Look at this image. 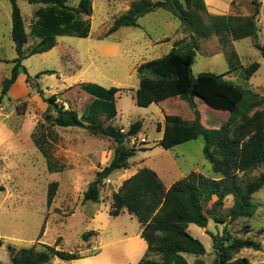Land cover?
Instances as JSON below:
<instances>
[{"label": "rangeland", "instance_id": "obj_1", "mask_svg": "<svg viewBox=\"0 0 264 264\" xmlns=\"http://www.w3.org/2000/svg\"><path fill=\"white\" fill-rule=\"evenodd\" d=\"M66 1L69 6L75 7L80 0ZM89 1L91 12L83 14V18H88L91 23L89 36L59 37L57 45L50 51L27 57L22 65L31 79L20 73L23 82L13 87L15 93L9 91L8 98L0 105V123L14 133L12 140L0 144V184L4 186V190L0 191V264H11L12 248H29L38 243L53 246L58 238L61 241L56 249L76 252L82 258L68 262L54 257L48 264H125L129 259V263H138L144 258L147 248L138 250L139 256L136 257L134 242L140 237L137 219L127 212L117 217L109 214L112 197L121 183L141 168L153 170L167 188L191 172L218 177L203 156L204 141L201 137L169 150L158 144L167 126H171L172 133H179L184 132L181 128L188 129L193 125L194 113L185 101L176 97L160 104L140 107L134 99L139 85L136 69L143 63L168 54L175 41L182 39L178 48L183 49L190 39L189 32L169 12L158 9L141 17L138 27H123L107 36L113 21L137 0ZM180 1L184 3V0ZM203 1L211 15L250 16L254 10L252 0ZM221 1L224 8L219 6ZM256 1L259 3L256 41L264 45V0ZM17 6L28 32L32 14L39 5L19 0ZM10 32L11 4L9 0H0V90L1 82L9 77L12 61L17 56ZM32 43L28 41L24 48ZM253 43L252 38H244L230 40L222 46L215 35L197 39L199 47L192 65L193 76L204 72H227V56L235 52L242 68L236 71L232 80L264 96V58ZM254 62L260 67L246 80L244 69ZM44 70L54 71L55 74L34 79L37 73ZM82 83L120 89L115 94L116 118L107 120L104 115H97L100 125L125 132L131 123L142 122L141 131L125 141L127 147L135 149L128 169L113 172L104 179L99 187L98 201L86 203L82 202L83 193L96 173L110 162L116 143L111 138L94 135L82 128H62L46 122L45 115L54 116L55 113L46 109L47 105L36 89L38 85L43 97L56 95L57 103L65 109L76 110L81 116L85 105L91 101L80 89ZM194 101L200 121L207 128H219L229 117L224 108L199 99ZM163 116L174 120L166 122ZM34 138L42 141L48 154L63 165L62 171H47L46 159L35 146ZM262 175L264 163L239 174V183L255 182ZM52 182H57L58 188L51 205L47 206V189ZM231 199L227 197L215 214L219 219L225 218V224L209 219L205 230L195 225L190 228L189 234L203 244L205 253L202 256L183 254L189 264L195 260L212 264L215 253L211 237L206 232L221 235L226 230L234 238H255L257 231L264 229V187L252 196L258 208L251 218L227 219ZM211 203L204 204V211L210 209ZM245 226L248 230L244 229ZM83 233L89 235L86 242L81 238ZM257 239L264 247V234ZM236 257H246L251 264H264V248L257 252L243 250ZM149 258L156 259L151 255Z\"/></svg>", "mask_w": 264, "mask_h": 264}, {"label": "trees", "instance_id": "obj_2", "mask_svg": "<svg viewBox=\"0 0 264 264\" xmlns=\"http://www.w3.org/2000/svg\"><path fill=\"white\" fill-rule=\"evenodd\" d=\"M17 1L19 0H9L10 36L17 56L12 61L13 67L9 77L1 82L0 105L8 98V93L20 73L31 79L22 65L27 57L50 51L57 45L59 37L87 38L91 29L90 20L83 18V14L89 15L91 12L89 0H80L75 7L69 6L66 0H21L30 5H39L32 14L28 32ZM251 2L254 10L250 16H217L208 14L203 0H184V3L180 0H137L113 21L106 33L108 36L123 27H138V20L141 17L158 9L169 12L189 32L190 39L183 49L178 48L183 40L175 41L168 54L143 63L136 69L139 85L134 99L136 105L140 107L160 104L176 97L185 101L194 113L193 125L188 129L181 128L184 132L179 133H172L171 126H167L158 144L169 150L201 137L204 141L203 156L210 163L212 172L218 176L211 178L198 172H191L166 188L153 170L141 168L121 183L112 197L109 214L117 217L127 212L137 219L140 237L146 242L147 249L144 258L136 264H189L183 254L204 255L203 244L192 237L187 228L190 224L206 228L209 219L225 224L226 219H219L215 214L229 196L233 200L227 215L230 221L251 218L258 208L252 201V196L264 187V175L257 181L245 185L239 183L238 175L264 163V96L232 80L236 71L242 68L235 52H230L227 56L229 65L227 72L222 74L204 72L197 76L192 74V65L199 47L197 39L212 35L218 37L222 46L228 44L230 40L252 38L253 46L264 58V45L256 41L259 3L256 0ZM30 40L33 43L24 48ZM259 67L256 62L247 66L244 69L245 79L248 80ZM52 74L55 72L44 70L37 73L34 79ZM79 87L91 98L81 116L76 110L70 107L65 109L63 105L57 103L56 95L43 97V91L36 85L37 93L47 105L46 109H52L55 113L54 116L47 113L46 122L62 128H82L94 135L115 141L116 146L110 162L96 173L83 193V203L97 202L99 187L103 180L113 172L128 169L129 160L135 155V149L127 147L125 141L141 131L142 122L131 123L125 132L111 126L100 125L96 120L97 115H104L107 120L116 118L115 94L120 89L116 87L107 89L95 83H82ZM195 99L224 108L229 112L228 119L219 128L203 126ZM170 119L174 120L171 117H165L164 120L169 122ZM33 142L46 159L47 171L49 173L62 171L63 165L48 154L42 141L34 138ZM57 188V182L48 185L47 206L51 205ZM3 190L4 186L0 184V191ZM213 198L216 200L213 201ZM208 202H212L210 209L204 211V204ZM244 229L248 230V226ZM206 233L211 237L215 253L212 264H251L248 258L236 256L243 249L262 251V243L257 238L264 234V229L257 231L255 238H234L226 230L221 235ZM88 237L87 233H83L81 238L86 242ZM60 241L58 238L53 246L38 243L29 248H12L11 264H48L54 257L68 262L82 258L76 252L56 249ZM150 255L156 259L149 258ZM191 264L205 263L202 260H195Z\"/></svg>", "mask_w": 264, "mask_h": 264}, {"label": "crops", "instance_id": "obj_3", "mask_svg": "<svg viewBox=\"0 0 264 264\" xmlns=\"http://www.w3.org/2000/svg\"><path fill=\"white\" fill-rule=\"evenodd\" d=\"M219 6L222 7V8H224L225 7L224 6V2L221 1L220 4H219ZM21 76H22L21 74L18 75L16 82L14 83V85L12 86V88L10 89V93L14 94L15 93V88H13V87L17 86V84L20 85L23 82V78ZM163 118L165 119V116H163ZM13 137H14V133L9 129V127L7 125L3 124V123H0V144L3 143V142H5L6 140H9V139L12 140ZM130 176H132V175H130ZM130 176H128L127 178H129ZM231 201L233 203V200L232 199H231ZM232 203H231V206H232ZM193 226H194L193 224H190L188 226V228H187L188 232H189L190 228H194ZM203 230H205V228H203ZM134 244H136V248H135L136 249V252H137L136 253L137 254L136 257H138L139 256L138 255L139 254L138 253L139 252L138 250H140V249L141 250H144L145 248H147V245H146V242L141 237H137V240L134 242ZM262 248H264V247H262ZM243 250H250V249H243ZM243 250L240 251V252H243ZM251 251H253V250H251ZM130 260L131 259L127 260L125 264H136L137 263V261H133V263H129Z\"/></svg>", "mask_w": 264, "mask_h": 264}]
</instances>
